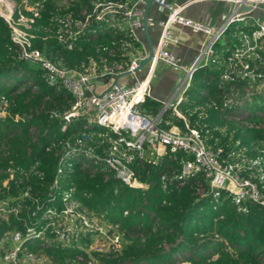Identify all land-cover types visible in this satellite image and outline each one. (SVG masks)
<instances>
[{
    "label": "trees",
    "instance_id": "1",
    "mask_svg": "<svg viewBox=\"0 0 264 264\" xmlns=\"http://www.w3.org/2000/svg\"><path fill=\"white\" fill-rule=\"evenodd\" d=\"M29 2L33 10L16 2L11 20L20 25L19 14L29 18L30 46L65 66L81 69L90 60L97 64L125 62L140 48L124 19L108 14L87 20L72 37L63 33L57 37L55 17L69 11L80 18L81 10L89 11L91 0ZM234 24L229 23L214 41L207 61L191 71L178 109L186 124L198 129L205 146L219 147L227 159L247 162L264 150V127L256 122L264 120V95H243L242 80L220 77L224 56L238 44ZM8 30L0 16V197H13L7 207L16 209L15 214L6 212L0 231L17 227L23 219L34 221L50 203V196L57 202L66 190L82 207L101 214L120 231L121 245L115 252H91L97 264H264V209L260 205L244 200L242 208L236 209L225 191L216 195L208 191L199 172L184 177L180 189H168L178 180L167 183L169 173L179 170L177 160L188 157L183 152L174 157L164 153L155 160L135 158L131 168L145 181V188L127 187L72 151L67 164L62 163L56 172L64 151L80 142L98 153L106 146V133L98 125L87 124L82 114L62 115L70 108V93L57 83H48L35 62L17 57ZM139 103L144 114L158 111L159 102L148 96ZM159 117L161 126L174 123L183 127L181 117L167 108L159 111ZM83 161L85 165H81ZM161 174L165 175V188L161 187ZM244 174L253 179L261 175L259 187L264 191V162ZM197 188L202 190L201 196L195 194ZM24 189L29 194L19 196ZM121 235L128 240L121 242ZM78 241L85 240L79 237ZM27 247L41 249L56 264L75 253L86 258L82 250L60 247L54 241L43 246L31 241ZM89 258L93 264L94 259Z\"/></svg>",
    "mask_w": 264,
    "mask_h": 264
},
{
    "label": "built area",
    "instance_id": "2",
    "mask_svg": "<svg viewBox=\"0 0 264 264\" xmlns=\"http://www.w3.org/2000/svg\"><path fill=\"white\" fill-rule=\"evenodd\" d=\"M144 1L91 0L89 11L81 10L80 18L72 16L69 11L57 15L55 32L57 37L60 33L66 37H72L84 27L87 20L103 18L105 14H108L115 19L121 16L128 32L135 37L133 30L140 27L141 4ZM152 1L156 3L158 9L164 11L163 19L158 20L160 25L158 39L152 48L147 70L141 76H131V81L127 83L119 80L120 74L115 82H112V77L121 71L131 74L143 58L145 54L143 51L131 54L125 62L97 64L90 60L81 69H75L51 60L39 49L30 46L31 34L27 30L29 18L19 14L17 20L22 23L19 25L11 20L10 15L0 12V16L9 27V39L17 46V57L35 62L43 70L48 83H57L70 93V108L62 115L67 117L82 114L87 124L98 125L104 128L106 133V146L98 153L93 147H84L77 142L76 147L62 153L55 171L61 170L62 163L67 164L66 159L72 151L82 155L85 161L94 162L96 164L94 168L98 166L102 170L109 171L114 178L127 187L145 188V181L139 180L137 173L131 168L135 158L144 157L141 155L143 147H148L149 152L154 155V160L164 153L174 157L177 152H183L188 157L177 160L179 170L177 173H169L167 183H171L173 178L178 180L172 182L168 189H180L184 177L199 172L206 182L207 190L213 195H216L219 190L225 191L230 195L236 209L242 208L244 200L255 202L264 209V191L259 187V180L244 174L264 162V150H259L247 162L227 159L222 156L219 147L211 149L204 145L198 129L188 126L177 108L191 71L197 65L207 61L212 51V44L231 22H235L238 44L224 56V69L220 77L242 80L240 92L243 95H264V23L255 19L247 23L245 11L240 9V7H249L260 0H228L229 8L222 21L215 26L183 15L179 4L168 0ZM0 3L3 6L7 4L6 0H0ZM33 8L32 4L26 9L33 10ZM32 13L34 14L35 11ZM171 23H178L191 31L202 33V38L197 45L196 59L187 65H180L176 56L166 48L169 41L177 40V36L169 27ZM157 61L179 68L181 75L171 95L160 102L158 111L154 114H144L137 109L136 104L148 95L150 72ZM164 108H170L173 113L181 117L182 128L174 123H169L167 126L159 125V111ZM2 112L0 108V114ZM63 146L68 148L66 142ZM262 146L264 148V144ZM81 165H85V162L83 161ZM164 178V174L159 176L162 188H165L162 183ZM4 182L2 180L1 184ZM53 184L54 181L51 185ZM202 193L201 189H195L197 196H201ZM28 194L24 189L19 196ZM13 199L7 195L0 197V221L5 220L7 211L16 213V209L7 207L8 202ZM53 199V195L49 197L50 203L34 221L23 219L17 227L0 231V264H56L51 262L49 256L41 249L33 250L27 247L28 243L34 241L43 246L48 241H54L60 247L74 246L85 254V248H81L77 243L80 242L79 237L84 239L88 234L102 236L110 242L108 252L97 245L88 248L91 252L105 254L117 250V245L120 243V231L116 224L105 220L101 214L96 215L98 223H91L92 216L79 207L80 203L72 198L69 191H62L57 202ZM30 214L33 215V212ZM46 233L50 236L45 235ZM85 255L86 258L81 253H75L72 257H64L62 262L63 264H91L89 255Z\"/></svg>",
    "mask_w": 264,
    "mask_h": 264
},
{
    "label": "crops",
    "instance_id": "3",
    "mask_svg": "<svg viewBox=\"0 0 264 264\" xmlns=\"http://www.w3.org/2000/svg\"><path fill=\"white\" fill-rule=\"evenodd\" d=\"M174 4L181 5L180 12L193 19L200 20L210 26H215L223 19L225 12L229 8L228 0H168ZM143 4V3H142ZM141 4V9H142ZM245 11V19L247 23L251 19H255L264 23V0L257 1L249 7H240ZM164 11L158 9L154 1H150L146 9V34L152 48L158 39L160 25L158 20L163 19ZM173 34L177 36L175 42L169 41L166 48L174 54L180 65H187L196 59L197 45L202 38L199 31H191L187 27L178 23L169 25ZM134 36L139 42L140 48L136 52L146 53V39L141 27L133 30ZM137 66L131 76H141L148 68ZM181 75L179 68L155 63L151 69L148 81V97L158 101L159 103L167 99L176 84L177 79Z\"/></svg>",
    "mask_w": 264,
    "mask_h": 264
},
{
    "label": "rangeland",
    "instance_id": "4",
    "mask_svg": "<svg viewBox=\"0 0 264 264\" xmlns=\"http://www.w3.org/2000/svg\"><path fill=\"white\" fill-rule=\"evenodd\" d=\"M6 2H7L6 6H3L0 3V12L3 13V14L4 13L5 14H8V16L10 15V13H11L13 7H14V4L16 2H20L22 5H24L25 8H30L31 5H32V3L29 2V0H6ZM149 62H150V58L147 59L144 63H142L141 66L142 67H145V66H147L149 64ZM156 63L159 64L161 62L157 61ZM119 80L120 81H123L125 83L131 81V74L130 73H122V74H120ZM139 106H140V103H137L136 104V107L140 111V109H139L140 107ZM159 106H160V103L158 104V108H159ZM177 108H179L178 105H177ZM167 110L170 111V108H167ZM256 122H258V124L260 126H263L264 127V120L263 119H257ZM141 155L145 157V160H154V155H152V153L149 152L148 147H143V151L141 152ZM238 162H242V160H239ZM257 179L258 180H261V177L260 176H257ZM79 207L85 209L87 211V213L90 216H92V222L91 223H94V222H97L98 223V219H97L98 217L92 211L87 210L86 208L82 207L81 205H79ZM124 235L123 236L121 235L122 236L121 242H124V241H127L128 240V239H126V237ZM84 240L85 241L78 242L77 243L78 246H80L81 248H85V251H86L85 254L91 256L92 259H94L93 264H97V261H96L95 257L91 255V251L88 248L89 247L91 248V247L97 245V246L103 248L105 250V252H108L107 250H109V248H110V242H109V240L107 238L102 237V236L98 237V236H96L94 234H88V235H86L85 238H84ZM120 245H121V243H119L117 245V249H119ZM160 247L162 249H166V245L163 244V243L160 244ZM107 254H109V253H105V255H107ZM176 257H177L176 255L173 256V258H176Z\"/></svg>",
    "mask_w": 264,
    "mask_h": 264
},
{
    "label": "water",
    "instance_id": "5",
    "mask_svg": "<svg viewBox=\"0 0 264 264\" xmlns=\"http://www.w3.org/2000/svg\"><path fill=\"white\" fill-rule=\"evenodd\" d=\"M151 0H145L142 4V9H141V14H140V27L141 30L143 31L144 37L146 39V53L144 54L143 58L139 61L138 66L144 63L147 59L151 57L152 54V46L150 42L148 41L147 34H146V9L148 4L150 3ZM126 71H121L112 77V82H115L116 78L118 77L119 74L125 73Z\"/></svg>",
    "mask_w": 264,
    "mask_h": 264
}]
</instances>
